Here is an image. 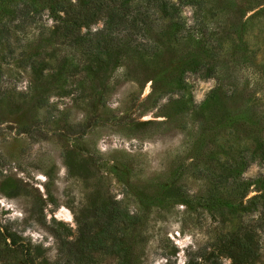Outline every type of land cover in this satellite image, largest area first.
I'll list each match as a JSON object with an SVG mask.
<instances>
[{
    "label": "rangeland",
    "instance_id": "obj_1",
    "mask_svg": "<svg viewBox=\"0 0 264 264\" xmlns=\"http://www.w3.org/2000/svg\"><path fill=\"white\" fill-rule=\"evenodd\" d=\"M31 1L0 0V264H264V0H182L189 34L100 92L69 47L30 67L54 23Z\"/></svg>",
    "mask_w": 264,
    "mask_h": 264
},
{
    "label": "trees",
    "instance_id": "obj_2",
    "mask_svg": "<svg viewBox=\"0 0 264 264\" xmlns=\"http://www.w3.org/2000/svg\"><path fill=\"white\" fill-rule=\"evenodd\" d=\"M181 1L47 0L48 7L54 13V23L45 40V47L48 46L49 50L46 51L44 48V54L41 55L43 51L36 48L35 53L29 55L26 60L33 70H40V65L51 67L53 63L44 60L46 53L48 56L52 55L55 60L54 66L60 68L67 59L65 56L57 59L54 53L63 47H69L71 52L79 55V63L87 70H91L93 76L98 77L97 92H100L125 49L135 52L138 56L149 57L157 50L152 38L165 37L177 41L184 39L189 34L184 25V19L179 15L180 4L183 2ZM22 2L25 9L17 8V13L22 14L23 21L33 22L34 12L37 13L38 10H34L33 1L22 0ZM195 7L199 9V3ZM31 11L32 13H30ZM98 21L101 22V25L92 30L90 25ZM200 31L202 33L201 44H203L208 40L203 25H201ZM213 40L210 38L208 49L215 51L217 47L219 48V42L213 43ZM260 154L263 157L262 149L259 151ZM246 165L242 164L234 172L236 175L232 180L237 184L242 183L243 178L239 171ZM228 176L224 174L222 179L226 180L229 178ZM257 182L258 178L253 182V187H257ZM259 196L260 194L254 195L249 199L252 206L258 203L263 206L264 203L258 201ZM7 236L10 237V235ZM249 239L251 240V237ZM237 240L240 238L235 233L232 240L227 238L226 244L220 243L219 240L218 249L232 257L235 262L240 263L241 254L235 251L233 243ZM11 242H14L12 237ZM253 252L252 249L251 254ZM65 264H69V261Z\"/></svg>",
    "mask_w": 264,
    "mask_h": 264
}]
</instances>
